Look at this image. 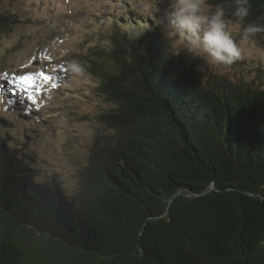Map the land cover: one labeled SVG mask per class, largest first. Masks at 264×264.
Instances as JSON below:
<instances>
[{
  "label": "trees",
  "instance_id": "16d2710c",
  "mask_svg": "<svg viewBox=\"0 0 264 264\" xmlns=\"http://www.w3.org/2000/svg\"><path fill=\"white\" fill-rule=\"evenodd\" d=\"M111 3L77 57L104 105L73 188L9 144L31 116L1 76L15 119L0 115V264H264V34L260 55L219 75ZM250 3L242 23L264 24V0ZM16 19L0 12V31Z\"/></svg>",
  "mask_w": 264,
  "mask_h": 264
},
{
  "label": "rangeland",
  "instance_id": "374dc122",
  "mask_svg": "<svg viewBox=\"0 0 264 264\" xmlns=\"http://www.w3.org/2000/svg\"><path fill=\"white\" fill-rule=\"evenodd\" d=\"M111 2L0 0V12L13 13L17 18L8 29L0 31V79L11 69L4 80L19 90L17 101L24 99L19 111L26 110L31 116L29 121L18 123L20 128L11 135L9 144H26L38 155L39 176L43 180L53 177L67 189L74 187L77 171L88 157L95 126L100 127L95 114L104 105L95 79L82 69L77 57L87 52L91 35L99 29L100 19L95 15L103 17L115 10ZM127 2V9L132 6L146 15L153 4V0ZM115 7L126 11L118 4ZM226 22L233 38L239 40L244 24L231 16ZM259 46L253 37L244 45L246 60L262 53ZM184 52L202 68L207 67L198 57ZM21 77L33 82H22ZM4 110L0 115L15 119L12 109ZM32 110L36 114H31Z\"/></svg>",
  "mask_w": 264,
  "mask_h": 264
},
{
  "label": "clouds",
  "instance_id": "9594fccd",
  "mask_svg": "<svg viewBox=\"0 0 264 264\" xmlns=\"http://www.w3.org/2000/svg\"><path fill=\"white\" fill-rule=\"evenodd\" d=\"M250 12V0H221L214 6L209 0H153L149 17L161 28L170 55L186 50L209 68L230 70L247 58L244 45L257 34H264V24L248 23L236 40L228 30L226 17L243 22Z\"/></svg>",
  "mask_w": 264,
  "mask_h": 264
},
{
  "label": "snow or ice",
  "instance_id": "6c2138e0",
  "mask_svg": "<svg viewBox=\"0 0 264 264\" xmlns=\"http://www.w3.org/2000/svg\"><path fill=\"white\" fill-rule=\"evenodd\" d=\"M20 79L22 82H33V81H31V78H29V77H21ZM45 79H49V77L45 76Z\"/></svg>",
  "mask_w": 264,
  "mask_h": 264
}]
</instances>
